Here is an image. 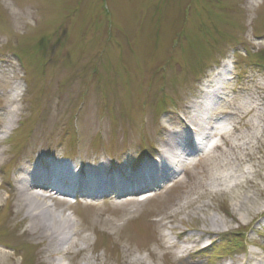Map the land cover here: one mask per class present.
Here are the masks:
<instances>
[{
    "label": "rangeland",
    "instance_id": "1",
    "mask_svg": "<svg viewBox=\"0 0 264 264\" xmlns=\"http://www.w3.org/2000/svg\"><path fill=\"white\" fill-rule=\"evenodd\" d=\"M223 63V99L196 130L224 118L216 147L144 201L47 197V221L71 222L58 247L30 231L7 188L22 163L110 161L125 180ZM260 63L264 0H0V264H264Z\"/></svg>",
    "mask_w": 264,
    "mask_h": 264
},
{
    "label": "bare ground",
    "instance_id": "2",
    "mask_svg": "<svg viewBox=\"0 0 264 264\" xmlns=\"http://www.w3.org/2000/svg\"><path fill=\"white\" fill-rule=\"evenodd\" d=\"M225 66L226 64L224 63L213 71L211 77L202 84V91L198 100L191 105V108H194L193 111H196L195 115L187 119L188 121L186 122L178 120L180 128L178 130L169 131L167 137L163 139V147L157 152L159 159H154L151 161V164H145L143 169L139 168L130 175H127L125 180L120 182L115 181L116 186L122 188L121 190L123 192L121 194H119L117 190L112 189V187L115 186H111V183L117 172L111 168L113 164L110 161H101L98 163L94 161L92 165L83 162L74 163L78 171L73 170L70 163H65L57 159H46L44 157L30 158L26 163H22V166L15 172L12 181H9L7 188L10 197L13 194L12 200L14 201V205L18 208V214H24L25 218L30 220V231L34 234H38L41 238L49 239L52 246L58 247V243L61 241L60 237L71 227L70 220L64 223L61 222V224L55 219L51 222L47 221V217L49 216V205L46 204V198L50 195L55 196L58 193L55 187H52L51 183L49 184L48 180L50 179H53L55 186L59 190H65L67 182L74 183V181H77L83 183L85 187L80 188L79 193H81L82 196H87L92 199L96 198V200L97 194L99 193L104 194V198L107 199L111 196H116V198L121 199L126 193L132 190L135 192L134 194H136L138 189L147 187V180L151 182V180L145 176L155 178L159 184H162L165 179H168V176L173 173L174 167L180 163V160L174 159L177 155L172 151V147L181 149V142L188 143L189 145L191 143L189 137L190 133L200 128V124L201 126L204 125L203 120L209 119L208 115L214 110L208 106L209 104L207 102L214 99H216V101L223 99L219 89L223 87L227 79L226 75L228 71ZM204 103V107H198L201 105L203 106ZM15 111L16 109L13 113H15ZM215 122V129L217 131L223 130L225 133L226 130L222 128L225 125V119ZM208 127L212 128V126ZM69 159L72 160L71 158ZM171 160L174 161L172 163L173 165L171 164ZM2 161L3 158L0 157V162ZM166 162L167 164H162ZM148 167H152V170L147 171ZM145 172L148 175H146ZM135 184H139V188L134 191ZM154 186L157 188L159 187L157 185ZM38 188L47 192L48 196H40L34 193ZM211 220L214 221L215 219ZM175 228L176 227H172L171 231ZM67 239L68 237L64 238V240ZM53 253L54 252H51V254Z\"/></svg>",
    "mask_w": 264,
    "mask_h": 264
}]
</instances>
